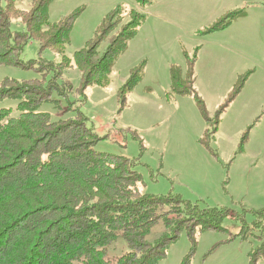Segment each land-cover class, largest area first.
<instances>
[{
    "label": "rangeland",
    "instance_id": "rangeland-1",
    "mask_svg": "<svg viewBox=\"0 0 264 264\" xmlns=\"http://www.w3.org/2000/svg\"><path fill=\"white\" fill-rule=\"evenodd\" d=\"M149 1L143 7L136 0H53L48 6L52 22L82 9L66 50L39 53V43L30 40L22 59L26 65L35 60L33 68L0 66V81L44 76L50 80L58 70L60 90L38 112L50 114L53 121L85 114L88 126L100 138L95 149L133 160L134 170L143 176L142 193L180 196L201 209L230 210L221 222L228 233L208 230L197 235L192 264H252L253 255L257 264H264L260 252L264 251V0ZM32 3L19 0L17 7L29 11ZM119 5L121 11L99 46L100 54L131 22V11L144 13L146 19L116 62L110 84L83 90L81 71L74 62L60 75L63 58L73 59L94 37L103 18ZM229 14L234 17L222 21ZM215 25L221 28L211 31ZM11 29L26 28L16 18ZM194 59V87L205 102L209 123L192 95H176L171 89L172 66H179L186 77ZM143 61L144 77L123 105L119 88L130 69ZM45 62L55 70L48 71ZM238 84L242 88L219 114L212 136L218 111ZM18 102L5 99L0 108L12 107L17 114ZM169 234L159 220L146 239L155 244ZM190 248L183 231L160 264H181ZM128 250L126 239L119 236L107 257L115 261Z\"/></svg>",
    "mask_w": 264,
    "mask_h": 264
},
{
    "label": "trees",
    "instance_id": "trees-1",
    "mask_svg": "<svg viewBox=\"0 0 264 264\" xmlns=\"http://www.w3.org/2000/svg\"><path fill=\"white\" fill-rule=\"evenodd\" d=\"M52 1L33 0L29 11H21L19 0H0V66L33 68L35 60L26 65L22 59L30 40L39 43V53L66 50L82 9L52 22L48 11ZM136 2L143 7L151 4L149 0ZM120 6L103 18L94 37L75 52L73 59L63 58L60 75L74 62L81 71L83 90L110 84L116 62L146 19L144 13L131 11V22L100 54L99 46L113 30L112 20ZM233 17L226 15L222 21ZM16 18L24 22V31H12ZM219 28L215 25L210 29ZM194 62L186 77L179 66H172L171 89L176 95H192L209 123L205 102L194 87ZM45 67L55 70L51 63ZM144 73L145 61L130 69L129 78L118 91L123 105ZM57 74L58 70L50 80L44 76L23 82L9 77L0 81V101H19L17 114L12 107L0 108V264H160L183 231L191 248L181 264H192L197 235L208 230L229 232L221 225L231 213L229 209H201L180 196L142 193L143 176L134 170L133 160L95 149L100 138L88 126L85 114L53 121L50 114L38 112L43 103L52 101L54 92H59ZM241 88L238 84L220 107L212 136L218 129L219 114ZM159 220L170 234L152 244L146 237ZM119 236L126 239L129 250L110 261L108 248ZM257 261L253 255L252 264Z\"/></svg>",
    "mask_w": 264,
    "mask_h": 264
}]
</instances>
